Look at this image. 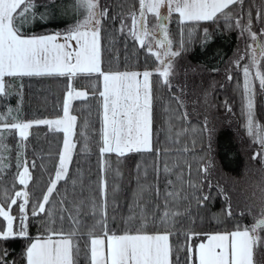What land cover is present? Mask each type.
Segmentation results:
<instances>
[{
  "label": "trees",
  "instance_id": "obj_1",
  "mask_svg": "<svg viewBox=\"0 0 264 264\" xmlns=\"http://www.w3.org/2000/svg\"><path fill=\"white\" fill-rule=\"evenodd\" d=\"M35 4V15L18 24L24 35L64 32L84 13V9L77 8L74 0H35ZM137 6L138 0H99V10H109L108 17L102 20L100 33V59L104 72H140L155 65L156 59L147 48L133 40L127 29L123 32L119 30L122 15H130V10L137 9ZM256 11H264V0H243L242 5L232 8L234 14L242 17L243 23L251 13L252 27L258 32L264 24L255 19ZM173 16L171 33L183 42L169 84L157 80L154 72L150 77L151 151L101 156L99 74L6 77L8 95L0 94V114H3L0 119L7 123L51 120L61 115L63 98L69 88L84 89L86 96L74 98L71 104V112L77 119L72 136L75 148L69 170L78 182L73 186L71 181L67 184L61 181L57 186L61 194L65 191L71 193L68 196L70 203L65 207H70L72 201H83L81 219L87 225L94 224L99 216L91 215L90 202H100V183L106 180L109 234L115 232L120 235L142 227L151 233L169 227L173 232L200 233L199 238L190 242L183 234L170 238L174 245H195L205 237L204 234L230 232L237 226L250 227L262 218L264 162L252 158L259 150V144L242 125L240 100L231 101V106L226 107L230 99L227 92L230 90L233 93L236 87V84L230 83L229 74H239L235 77L241 81V70L231 61L233 52L238 50L242 41L241 29L227 27V23L234 21L226 22L223 18L182 24L177 13ZM257 90L256 109L264 135V91ZM164 106L167 112H163ZM8 109L12 110L10 116ZM205 122L211 130L210 139L209 134L203 131ZM192 125L197 126L199 136L189 140L187 136ZM178 128L181 133L175 138L174 132ZM0 137V156L3 157L0 162L3 169L0 171V197L4 189L14 184L15 190H24L17 177V157L21 156L29 165L31 162L37 165L35 168L29 166L32 179L27 190L32 202L39 200L58 166L63 132L55 131L54 126L33 124L26 140H22L18 129L4 131ZM204 164L210 165L207 173L201 171ZM165 166L168 171H164ZM168 181H172L171 186ZM208 182L213 186L211 198L199 206L194 197L201 192L189 187V184L200 185L207 193ZM157 187L158 196L154 191ZM170 191L181 192L187 197L176 200L173 206L184 213L176 218L174 227L161 225L158 219L163 209L157 206L164 204L165 195ZM60 198V195H55L52 201L54 211L58 209L56 202ZM229 205L230 216L226 214ZM11 214L18 216L17 206H12ZM46 220L44 215L31 218L29 213L27 238L0 240V248L10 253L9 261L26 264L24 252L27 245L35 238L48 234L44 226ZM6 223L0 217V228H5ZM18 224L19 220L14 221V228ZM56 226H60V221ZM63 226L65 231L69 230L67 221ZM80 231L77 264H90V237L84 235L87 228L82 227ZM96 231L100 233L102 230L97 227ZM260 234L264 236V231ZM179 255L183 264L184 251H180ZM256 260L257 264H264V249H257Z\"/></svg>",
  "mask_w": 264,
  "mask_h": 264
},
{
  "label": "snow or ice",
  "instance_id": "obj_2",
  "mask_svg": "<svg viewBox=\"0 0 264 264\" xmlns=\"http://www.w3.org/2000/svg\"><path fill=\"white\" fill-rule=\"evenodd\" d=\"M77 8L86 10L83 19H77L74 24L64 32H56L47 35L26 36L18 26L21 20L35 15V0H0V94L8 95L6 77H31L43 75H59L74 77L80 74H99L103 78L102 90H98L101 98V156L116 153L124 156L126 153L142 150L151 151V109L152 94L150 77L153 72L145 70L143 73L132 72H104L101 68L100 59V33L102 20L108 17L109 10L104 8L98 10L99 0H74ZM139 9H131L130 15H122L120 31L126 28L133 40L139 39L140 45L151 52V40L156 39L152 30L147 27L145 11L155 14L161 21L159 28L164 39H156V43L164 49L162 55L167 58L164 62L163 71L158 72L163 77V83L169 84V77L172 70V60L180 55L179 51L170 48V41L167 40V30L163 22L168 16H160V9L166 7L169 15L179 13V22H200L216 21L220 18L227 23L229 28L241 29L243 35L246 31L249 39L255 43V47L249 44L245 53L235 61V67L242 68L244 75V89L248 96L247 109L249 115V134H253L254 121L252 119L253 97L255 90L249 77L252 75L251 68H256L255 78L259 81V89L264 91V71L256 59V52L264 61V28L258 32L252 31L253 17L248 14L247 24L239 14H234L232 8L242 5L243 0H138ZM137 11L139 19H137ZM131 20V24L126 23ZM264 24V11L258 12L255 17ZM140 35L148 37L146 42L140 39ZM207 32V29H205ZM63 42H59L60 40ZM74 45V47H73ZM157 58L161 56L156 53ZM250 58V63H242ZM143 79H139V77ZM232 79L231 76L228 77ZM96 92L93 93L95 95ZM86 93L72 90L67 92L63 104V116L53 120H36L30 122H4L0 119V134L4 131L19 130L22 140H26L28 130L35 125L54 126L55 131L64 133L63 150L59 153V163L55 169L54 176L49 178V184L41 198L35 202L31 200V194L27 190L28 183L32 179L29 166L35 168V162L26 161L23 157H17V177L19 185L24 190H15V184L11 188L4 189L0 197V217L7 223L5 228H0V240L14 238H27V224L29 213L31 218L41 215L47 217L44 226L47 236H40L32 240L26 247L24 257L26 264H77L80 255L78 237L80 229L87 228L84 235L90 237V264H181L180 251H184L183 264H257V249H264V218L257 219L250 227L237 226L236 230L227 233L204 234L206 238L199 244L185 245L173 244L170 238L183 234L186 241L199 238L200 233L195 232H173L169 227L163 231L151 233L141 229L134 232H125L117 235L115 232L109 234L107 230V181L100 183V202L91 201V215L99 216V219L92 225H87L81 219V208L83 201H72L70 207L68 196L71 193L65 191L63 194L58 189V184L63 181L75 186L78 179H73L69 165L72 161V153L75 144L70 139L74 134L76 117L69 113V100L85 97ZM12 110L8 109L10 112ZM3 114H0L2 117ZM203 131L211 136V130L205 122ZM2 138V137H0ZM254 142H258L259 150L254 152L253 159H261L264 162V136H257ZM210 148V144H209ZM3 157L0 156V162ZM106 165V162H105ZM210 165L204 164L201 171L207 173ZM22 169V171L20 170ZM0 167V171H2ZM164 171H168L165 166ZM171 186L172 181H168ZM189 187L201 192V195L194 197L199 206H203L211 198V188L208 182L209 192L204 193L200 185L189 184ZM157 196L159 188L154 189ZM55 195L61 198L56 202L58 209L53 210L52 201ZM171 198V200L169 199ZM187 199L181 192L170 191L165 195L162 213L158 219L161 225L175 226L176 218L184 213L174 209L176 200ZM227 199V197H226ZM18 207V216L11 214L12 206ZM46 205L49 207L46 208ZM186 211V210H185ZM227 215H231L229 205ZM264 217V210L260 213ZM156 217H154L155 222ZM19 224L14 228V221ZM57 221L60 226L57 227ZM67 221L69 230L65 231L63 223ZM99 227L102 231H96ZM260 230V231H258ZM9 251L0 248V264H15L9 261Z\"/></svg>",
  "mask_w": 264,
  "mask_h": 264
},
{
  "label": "rangeland",
  "instance_id": "obj_3",
  "mask_svg": "<svg viewBox=\"0 0 264 264\" xmlns=\"http://www.w3.org/2000/svg\"><path fill=\"white\" fill-rule=\"evenodd\" d=\"M138 9H139V4L137 6V10ZM98 10H99V8H98ZM159 11H160V15L161 14H166L168 16V35H169V41L171 42L170 43L171 50H173V51H180L183 40H181L180 38L174 37L172 35V33H171V30H170V21L175 16H173V13L171 15H169L168 9L166 7H162ZM257 13L258 12L256 11L255 15ZM177 14H178V18H179V13H177ZM84 15H86V10H84L83 15L80 16L78 19H83ZM145 18H146V22H147V25L146 26L149 27L152 30V33L155 36V34H156V28H157V20H158V17H156L155 14H153V13H148L147 11H145ZM137 19H139V12L138 11H137ZM127 24L128 25L131 24V20L130 19L127 22ZM244 24H247V19H246V22ZM252 31H254V28L253 27H252ZM127 32L130 34V32L128 31V29H127ZM54 33H56V32H49V33L41 34V35L54 34ZM26 36H34V35H26ZM138 36H140V39H144L146 42L149 40L148 37H144V36L140 35V32L139 31H138ZM240 37H242L241 38L242 41H241V43H240V45L238 47V50H235L233 52V55H232V58H231V61L234 62V63L239 58L240 55H243L245 53V51H246L245 49L248 47L249 44H252V47H255V43H253L249 39L248 34H247L246 31L244 32L243 35L241 34ZM245 40H246V42H245ZM136 41L140 44L139 39H137ZM59 42H63V40L61 39ZM244 43H245V45H244ZM151 44H152L151 53L155 57L156 62H155V65L153 67H151L149 69H145V70L154 72L156 74L155 76H156L157 80L159 79V81H163V77L160 76L158 74V72L163 71L164 62H166V59L167 58L163 57L162 53H163L164 49L161 48L160 46H157L156 45L155 39H152L151 40ZM73 47H74V45H73ZM157 52H160L161 53V56L159 58H157V56H156V53ZM255 55H256L257 61H259L261 63V65H264V61H262L260 59V54H259L258 51L256 52ZM177 59H178V56H176L174 58H171V60H172V70L171 71H173V68L175 67L176 60ZM242 63H250V58H246ZM238 69L241 70V75H240L241 81H239L238 78L235 77V75H238L239 76V74H236V73L235 74H229V76L232 77V79H229L230 83L236 84V87L234 86V91H232L233 93H231V91L228 90L227 94H228V96H229L230 99L227 102L226 107L231 106V101L232 102H236L237 100H240L241 112H242V117H243V120H242V123L243 124L242 125L246 129V131H247L246 133L249 134V131H248V127H249V115H248V109H247L248 96H247V94L245 92V89H244V75H243V72H242V68H238ZM145 70L140 71V73L141 72L143 73ZM250 71H251L252 75L249 77V79L252 81V85H253V88L255 90V95L253 97V109H252V119L254 121L253 134L252 135L249 134V135H250V137L252 139L255 140L257 136H264V135H263V131H262V128H261V125H260V122L261 121H260V118H259V115H258L257 109H256L257 108V103H256L255 98H256V92L258 91L257 88H259V81H258V79L255 78L256 68H251ZM261 71H264V67H261ZM122 72H125V71H122ZM127 72H132V71H127ZM136 72H138V71H136ZM139 79L142 80L143 77L141 76V77H139ZM150 83H151V81H150ZM102 85H103V78L100 77V87H101V90H102ZM69 90H72L73 91V94L75 93V91L85 92V90L82 89V88H73V89H70L69 88L68 91ZM67 92L64 95L63 104H64V101L66 99ZM223 93L225 94L226 91H223ZM231 97H233V99H231ZM73 99L69 100V113H70V115H73L72 112H71V104H72V100ZM163 109H164L163 112H165V111L167 112V108H165V106H164ZM62 116H63V105H62V113H61V115L59 117L52 118L51 120L60 118ZM230 122H231V119H230ZM174 133H175V138H177L179 136V134L181 133V129L178 128L177 130H175ZM150 134H151V129H150ZM151 136H152V134H151ZM195 136L198 137L199 136V132L197 131V126L192 125V126H190V131H189V134H188L187 137H188L189 140H192V138L195 137ZM63 139H64V133H63ZM70 139L73 141V137H70ZM151 141H152V138H151ZM62 150H63V143H62L61 151ZM262 218H264V217H262ZM216 233H227V232H214V233H209V234H216ZM202 240H205V242H206V238L205 237ZM202 240H200L199 242H197V244H199Z\"/></svg>",
  "mask_w": 264,
  "mask_h": 264
},
{
  "label": "water",
  "instance_id": "obj_4",
  "mask_svg": "<svg viewBox=\"0 0 264 264\" xmlns=\"http://www.w3.org/2000/svg\"><path fill=\"white\" fill-rule=\"evenodd\" d=\"M160 16H167L166 14H161ZM161 21L158 19L157 21V31H156V34L157 36H163V39L165 38L163 33L161 32L160 28H159V25H160ZM164 24V28H166L167 30V20L163 22ZM167 40H168V35H167ZM157 46H159V44L156 43Z\"/></svg>",
  "mask_w": 264,
  "mask_h": 264
},
{
  "label": "flooded vegetation",
  "instance_id": "obj_5",
  "mask_svg": "<svg viewBox=\"0 0 264 264\" xmlns=\"http://www.w3.org/2000/svg\"><path fill=\"white\" fill-rule=\"evenodd\" d=\"M159 19V18H158ZM158 21V20H157ZM167 26H168V19H167ZM156 31H157V28H156ZM167 35H168V30H167ZM155 37L156 39H163V36H157V34H155ZM156 39H155V42H156ZM160 46V45H159Z\"/></svg>",
  "mask_w": 264,
  "mask_h": 264
},
{
  "label": "crops",
  "instance_id": "obj_6",
  "mask_svg": "<svg viewBox=\"0 0 264 264\" xmlns=\"http://www.w3.org/2000/svg\"><path fill=\"white\" fill-rule=\"evenodd\" d=\"M263 106H264V102H263Z\"/></svg>",
  "mask_w": 264,
  "mask_h": 264
}]
</instances>
